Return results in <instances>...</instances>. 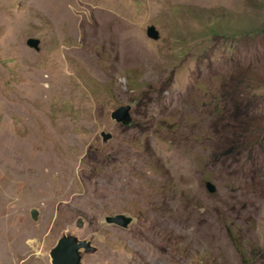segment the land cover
Returning a JSON list of instances; mask_svg holds the SVG:
<instances>
[{
	"label": "rangeland",
	"instance_id": "obj_1",
	"mask_svg": "<svg viewBox=\"0 0 264 264\" xmlns=\"http://www.w3.org/2000/svg\"><path fill=\"white\" fill-rule=\"evenodd\" d=\"M263 26L264 0H0V259L69 229L82 264H264Z\"/></svg>",
	"mask_w": 264,
	"mask_h": 264
},
{
	"label": "water",
	"instance_id": "obj_2",
	"mask_svg": "<svg viewBox=\"0 0 264 264\" xmlns=\"http://www.w3.org/2000/svg\"><path fill=\"white\" fill-rule=\"evenodd\" d=\"M146 35L152 39H158L160 36L159 29L155 24L150 23L145 29ZM26 44L30 47L40 50V38L38 36L30 35L26 38ZM131 105L129 103H122L115 106L110 116L116 121L122 123H129L132 120ZM101 141L106 142L111 136L112 132L106 129L99 131ZM205 185L209 191H214L216 185L211 180H206ZM30 215L33 219L38 217V209L36 207L30 208ZM104 219L107 222L115 223L120 226L126 227L131 221L132 216L124 212H116L106 214ZM83 218L78 217L75 222L76 227L83 225ZM97 246L92 243L90 238L79 237L71 230H64L57 238L55 244L50 248L49 254L52 264H82L81 257L84 252H93Z\"/></svg>",
	"mask_w": 264,
	"mask_h": 264
},
{
	"label": "bare ground",
	"instance_id": "obj_3",
	"mask_svg": "<svg viewBox=\"0 0 264 264\" xmlns=\"http://www.w3.org/2000/svg\"><path fill=\"white\" fill-rule=\"evenodd\" d=\"M31 184H32V182H31ZM35 185V184H34ZM9 222V221H8ZM5 225V224H4ZM13 247L15 246V244L14 245H12ZM159 246V245H158ZM17 247V246H16ZM16 247H15V249H16ZM162 247H163V244H161V249H162ZM159 248H160V246H159ZM18 249V248H17ZM16 249V250H17ZM19 251V250H18ZM25 252V251H24ZM16 254V253H15ZM0 258H1V254H0ZM8 259V258H7ZM5 261H8V262H10L11 264L13 263V261L10 259V260H2V259H0V264H6L5 263Z\"/></svg>",
	"mask_w": 264,
	"mask_h": 264
},
{
	"label": "trees",
	"instance_id": "obj_4",
	"mask_svg": "<svg viewBox=\"0 0 264 264\" xmlns=\"http://www.w3.org/2000/svg\"><path fill=\"white\" fill-rule=\"evenodd\" d=\"M214 30H217V29H214ZM262 30H264V26L261 28H259V31H262Z\"/></svg>",
	"mask_w": 264,
	"mask_h": 264
}]
</instances>
